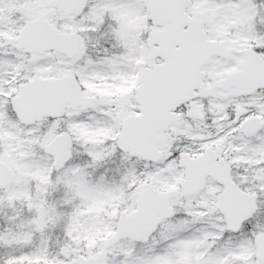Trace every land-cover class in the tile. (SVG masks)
Wrapping results in <instances>:
<instances>
[{"label": "snow or ice", "instance_id": "6c2138e0", "mask_svg": "<svg viewBox=\"0 0 264 264\" xmlns=\"http://www.w3.org/2000/svg\"><path fill=\"white\" fill-rule=\"evenodd\" d=\"M0 264H264V0H0Z\"/></svg>", "mask_w": 264, "mask_h": 264}]
</instances>
